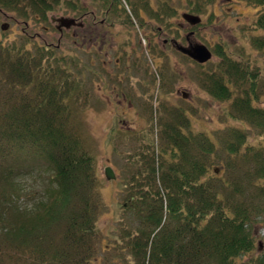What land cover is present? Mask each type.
Here are the masks:
<instances>
[{
    "label": "rangeland",
    "instance_id": "rangeland-1",
    "mask_svg": "<svg viewBox=\"0 0 264 264\" xmlns=\"http://www.w3.org/2000/svg\"><path fill=\"white\" fill-rule=\"evenodd\" d=\"M185 13L200 22L191 25ZM263 13L264 5L248 0H61L38 20L0 9V54L28 59L31 71L57 72L48 79L66 96L68 125L90 160L89 193L98 206L89 264H153L150 242L183 226L184 215L166 209L171 190L164 179L177 164L167 130L188 143L192 161L202 159V181L225 199L228 215L237 208L246 216L253 248L232 264H264V30L255 25ZM58 18L76 25L60 31L53 21ZM187 38L207 47L211 59L199 64L170 41L187 46ZM233 64L244 75L238 79L231 70L228 99H217L207 79ZM252 91L257 118L236 105ZM41 153L37 144L11 152L8 167L28 160L35 171L16 181L21 191L7 204L37 207L49 222L50 211L66 217L78 202L68 198V208L48 202L50 173L37 161ZM107 167L113 179L106 178ZM42 224L33 236L41 240L38 247L55 253L62 246L61 227ZM13 256L0 264H31L27 254Z\"/></svg>",
    "mask_w": 264,
    "mask_h": 264
},
{
    "label": "trees",
    "instance_id": "trees-1",
    "mask_svg": "<svg viewBox=\"0 0 264 264\" xmlns=\"http://www.w3.org/2000/svg\"><path fill=\"white\" fill-rule=\"evenodd\" d=\"M248 1L264 5V0ZM60 3L61 0H0V9L38 20L45 19ZM255 25L264 30V13L257 17ZM257 42L262 48L263 43ZM28 63V59L19 55L13 59L0 54V260H13V255L27 254L31 264H89L93 251L90 241L96 232L94 212L98 206L89 193L90 160L82 150L78 135L68 125L66 96L59 92L56 82L48 79L57 72L31 71ZM231 70L238 79L244 75L233 64L227 66V72L220 73V77H208V89L215 98L228 99L229 83L225 80L230 78ZM254 93L252 91L250 97L239 100L236 105L246 115L257 118L259 111L250 106ZM166 134L177 149L171 156L177 164L164 179L166 189L171 190L166 209L174 216L183 214L184 222L181 229L171 235L166 233L159 243L150 242L149 260L153 264H232L235 257L253 248L252 236L245 230V214L236 208L228 215L225 199L213 184L202 181L206 174L202 159L197 156L192 161L186 154L188 143L169 130ZM31 144L42 149L37 161L41 159L46 164L45 169H49L51 197L48 202L53 205L60 201L67 208L70 206L68 198L74 197L78 202L66 217L65 214L61 218L51 215V208L45 205L43 212L50 211L48 222L37 207L29 211L21 205L7 204L21 191L16 181L26 179L35 170L28 160L14 167L6 163L12 159V151ZM190 192L194 197L192 203H188ZM43 222L46 226L58 224L61 227L62 246L55 253H48L50 247H38L41 240L33 236L39 230L34 227L43 226ZM156 223L159 231L162 226L158 220ZM30 236L31 243L36 242L34 247L28 243ZM5 243H13L14 247Z\"/></svg>",
    "mask_w": 264,
    "mask_h": 264
},
{
    "label": "water",
    "instance_id": "water-1",
    "mask_svg": "<svg viewBox=\"0 0 264 264\" xmlns=\"http://www.w3.org/2000/svg\"><path fill=\"white\" fill-rule=\"evenodd\" d=\"M183 19L190 23L191 25H196L200 22V18L191 14H183ZM54 22L58 23V30H62L63 28L69 29L71 26L76 25V21L74 19L70 18H58L53 19ZM7 27L4 25L2 26V29L5 30ZM174 48L179 51L180 53L188 56L195 62L199 64H203L207 62L209 59H211L212 54L211 52L205 47L204 45L200 43H190L187 46L180 45L179 43L173 41ZM105 176L106 178L113 179V172L112 170L107 167L105 169Z\"/></svg>",
    "mask_w": 264,
    "mask_h": 264
},
{
    "label": "flooded vegetation",
    "instance_id": "flooded-vegetation-1",
    "mask_svg": "<svg viewBox=\"0 0 264 264\" xmlns=\"http://www.w3.org/2000/svg\"><path fill=\"white\" fill-rule=\"evenodd\" d=\"M94 18H95V17H92L93 20H94ZM82 26H83V24H81L80 27H82ZM78 27H79V26H78ZM170 41H171V44L173 43V41L177 42L176 40H172V39H170ZM186 42H187V45L191 43L190 40H189V38L186 39ZM177 43H178V42H177ZM172 45H173V44H172Z\"/></svg>",
    "mask_w": 264,
    "mask_h": 264
}]
</instances>
